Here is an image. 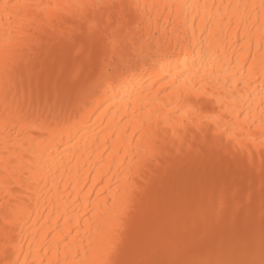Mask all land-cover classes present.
I'll return each mask as SVG.
<instances>
[{
	"label": "bare ground",
	"instance_id": "6f19581e",
	"mask_svg": "<svg viewBox=\"0 0 264 264\" xmlns=\"http://www.w3.org/2000/svg\"><path fill=\"white\" fill-rule=\"evenodd\" d=\"M75 2L139 5L132 10L134 32L102 26L91 37L78 29L73 46L60 31L54 34L31 22L41 15L52 18L57 5ZM262 2L0 0V5L41 6L0 7V63L5 56L30 55L37 69L51 70L62 80L80 74L82 80L95 81L118 65L123 69L122 53L135 57L143 47L147 55L139 57L141 68L152 69L125 73L114 90L86 96V102L69 110L72 121L79 120L81 106L86 113L70 128L63 120L18 126L19 117L5 111L0 71V224L5 206L22 218L16 228L23 244L21 264H98L101 252L113 244H119L113 258L124 264L152 257L155 250L158 259L260 264L264 78L259 72L248 78L246 62L252 61L246 58L259 64L264 57ZM179 4L186 7H173ZM93 16L107 20L104 9ZM202 19L213 21L211 51L198 43L209 37L201 34ZM193 31L190 48L186 41L178 43ZM178 75L180 84L187 79L195 85L194 98L214 100L219 121L201 126L174 90H164ZM184 121L187 139L178 134L173 143L166 130ZM54 130L62 147L52 156L54 145L44 146ZM157 141L168 144L164 153ZM221 153L228 163H218ZM210 177L222 181L219 189Z\"/></svg>",
	"mask_w": 264,
	"mask_h": 264
},
{
	"label": "snow or ice",
	"instance_id": "6c2138e0",
	"mask_svg": "<svg viewBox=\"0 0 264 264\" xmlns=\"http://www.w3.org/2000/svg\"><path fill=\"white\" fill-rule=\"evenodd\" d=\"M0 7L6 10L9 7H27V8H40V5H0ZM59 10L58 14L52 18L46 16H37L32 19L33 24H39L40 27L45 29H51L55 34L60 31L63 38H67V43L74 46L76 32L78 29L83 30L91 37H95L100 31L101 27H113L114 32H124L128 30V34L134 32V26L137 21L132 13L134 8H139L137 4L129 3H80L75 2L71 4L57 5ZM174 8L183 9L186 7L184 4L174 5ZM198 7V6H193ZM255 7V5H253ZM261 8H264V2L260 4ZM99 9H104L107 12V20L97 19L93 16V12ZM201 34L209 33L208 40L198 41L202 46L208 45V51H211V28L213 21L211 19H202L201 21ZM111 35V34H110ZM196 39L195 31L191 36L185 35L184 41L178 43L183 44L187 42L188 47L192 45V41ZM113 46H116V41H112ZM171 45H169V48ZM203 51V47H202ZM165 56L175 55V53H163ZM141 55H147L144 52V48L136 49V56L133 57L131 53H122L121 64L116 69H109L107 73L101 74V76L95 81L82 80L80 74L74 75L69 80H62L61 76L55 74L51 70H45L44 68L37 69L32 62L31 56H5L3 62L0 63V71H2L5 79V94L4 103L5 111L11 113L14 116H18V126L31 127L34 123L39 124L41 120L48 124H57L61 120L65 122L66 127H72L75 124L83 120L86 114L81 106L79 109V120L72 121L70 118V109H76L85 101L86 96H96L102 89L104 93L114 90L119 82L124 78L125 73H131L136 75L143 71L145 74L151 68H141L139 57ZM133 59L136 63L133 64ZM251 60L252 64L248 67V78H251L259 72L261 78H264V57L261 58L259 64L251 56L246 58ZM13 61H16L13 63ZM147 61L145 60V64ZM11 65V66H10ZM182 75V74H181ZM181 75L174 77L164 88L165 91L172 89L176 92L178 100L184 102V108L188 110V115L191 116L196 113L201 126L208 122H217L221 117V113L217 112L214 107V100L203 98L196 99L193 97V91L195 85L189 80L185 79L183 84H180ZM156 83H163V81L157 79ZM14 89V91H13ZM261 104L264 105V87L260 92ZM195 105V107H193ZM184 121L179 127L175 129L166 130L170 132L173 138V143L179 138L178 134H184V139H187ZM195 131V128L192 129ZM60 132L63 130L60 129ZM56 130L50 137L48 144L45 145V149L51 147L52 152L49 155L54 156L55 152L62 147V144L57 143ZM167 135H165V141H167ZM62 139V136H61ZM157 148L160 153H164L168 148V144L157 141ZM183 150V147H181ZM215 152V148H213ZM229 158L221 153L220 161L218 163H228ZM210 181L214 180L217 189L220 188L222 181L219 178H209ZM136 195L135 191L129 192L127 197L132 200ZM219 210L223 212V200L220 201ZM22 218L16 217L15 214H9L7 206L4 209V218L2 224H0V264H21L19 258V251L22 250L23 244L17 239L16 228L21 223ZM119 252V244H113L109 249L101 252L102 259L98 264H124L119 259L113 257ZM24 264H28L25 260ZM127 264H217V262L207 260H172V259H158L152 258L150 255L145 258L135 261H129ZM218 264H239V262H218ZM254 264V262H253ZM260 264H264V259Z\"/></svg>",
	"mask_w": 264,
	"mask_h": 264
},
{
	"label": "rangeland",
	"instance_id": "374dc122",
	"mask_svg": "<svg viewBox=\"0 0 264 264\" xmlns=\"http://www.w3.org/2000/svg\"><path fill=\"white\" fill-rule=\"evenodd\" d=\"M156 7H158V6H156ZM171 26H172V24H169L167 28L170 29ZM155 33H157V32H155ZM158 255H159V253L155 250L154 253L152 254V258H157ZM166 258H163V259H166Z\"/></svg>",
	"mask_w": 264,
	"mask_h": 264
}]
</instances>
